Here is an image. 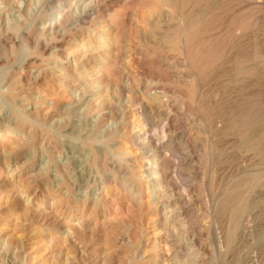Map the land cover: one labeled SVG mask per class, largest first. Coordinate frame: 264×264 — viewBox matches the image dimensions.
I'll return each mask as SVG.
<instances>
[{
    "label": "rangeland",
    "instance_id": "1",
    "mask_svg": "<svg viewBox=\"0 0 264 264\" xmlns=\"http://www.w3.org/2000/svg\"><path fill=\"white\" fill-rule=\"evenodd\" d=\"M170 1L0 0V264H264V0Z\"/></svg>",
    "mask_w": 264,
    "mask_h": 264
},
{
    "label": "bare ground",
    "instance_id": "2",
    "mask_svg": "<svg viewBox=\"0 0 264 264\" xmlns=\"http://www.w3.org/2000/svg\"><path fill=\"white\" fill-rule=\"evenodd\" d=\"M163 2V0H161ZM165 1H170V0H164ZM208 1V0H207ZM172 2V0L170 1ZM210 2V1H209ZM62 6V5H61ZM85 9H82L81 12H78L77 14L73 15V19L71 21V25L73 26V28L77 27L78 25H80L79 23L81 22V20H84L85 18L94 16L95 11L92 9L90 10L89 5L84 6ZM87 7V8H86ZM88 10L91 11V13L89 14ZM116 12V11H115ZM117 16V15H116ZM109 21L111 19V15H108ZM55 16L50 15V17L48 18V20H51V25L55 24L54 22ZM88 20V19H87ZM108 19L103 20V22H107ZM193 21V20H192ZM85 23V21H83ZM82 22V23H83ZM87 22V21H86ZM194 22V21H193ZM192 23V22H191ZM107 26V23L104 24L103 23V27ZM192 26V25H191ZM109 31V30H108ZM110 39V42H107V46L106 49H112L114 44H113V38H108ZM104 41V39H103ZM62 45V44H61ZM64 46V45H63ZM104 46V45H103ZM115 50V49H114ZM113 57V56H112ZM112 60V59H111ZM33 67V66H32ZM2 70V69H1ZM24 73V72H23ZM137 139V138H136ZM254 144V143H253ZM252 144V146H253ZM259 145V144H257ZM255 146V144H254ZM258 147V146H257ZM256 149V147H255ZM159 146L156 145V149L155 152L158 151L159 152ZM158 155V163H157V170H155V174L156 176H158L160 178L161 181H165L167 179V172H165L163 170V166L166 165L165 160H164V156L160 153L157 154ZM164 164V165H163ZM170 165V164H167ZM165 167V166H164ZM175 167V166H174ZM166 170V169H165ZM14 171V170H13ZM16 173V170L14 171ZM177 172V169L175 171V173ZM20 174V173H19ZM19 176V175H18ZM27 178L30 177H34V173H32L31 171H29V174L26 176ZM239 192V190H237ZM237 192V193H238ZM245 192V191H244ZM247 193V192H246ZM235 194V193H234ZM238 195V194H237ZM235 197L234 195V199H230L233 200L231 203L229 201V203H227L228 207H231L230 212L232 211V215L229 218V228H230V237H235L236 234H240L241 236L245 237L248 232L250 233L251 229L253 228L256 220L254 218V214L256 212L255 210V206L253 205L252 207H250V202L248 200H246L244 193H239V195ZM161 200V199H160ZM158 200V201H160ZM164 200V199H163ZM229 200V199H228ZM226 201V200H225ZM163 202V201H162ZM226 204V203H225ZM226 206V205H225ZM226 207V208H228ZM227 234V233H226ZM245 235V236H244ZM228 236V234H227ZM238 236V235H237ZM229 239V238H228ZM192 256L194 257V259L197 257V253L192 252ZM257 256V255H256ZM197 259V258H196ZM254 258L252 257V260ZM250 260V259H249ZM251 262V260H250Z\"/></svg>",
    "mask_w": 264,
    "mask_h": 264
}]
</instances>
